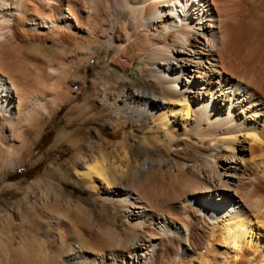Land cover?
<instances>
[{
	"label": "bare ground",
	"instance_id": "obj_1",
	"mask_svg": "<svg viewBox=\"0 0 264 264\" xmlns=\"http://www.w3.org/2000/svg\"><path fill=\"white\" fill-rule=\"evenodd\" d=\"M96 122L165 138L113 143ZM64 142L72 161L10 181ZM71 168L110 224L70 220L66 208L83 210L60 182ZM18 193L0 201V264H264V0H0V195ZM24 210L38 226L14 245L2 231Z\"/></svg>",
	"mask_w": 264,
	"mask_h": 264
},
{
	"label": "rangeland",
	"instance_id": "obj_2",
	"mask_svg": "<svg viewBox=\"0 0 264 264\" xmlns=\"http://www.w3.org/2000/svg\"><path fill=\"white\" fill-rule=\"evenodd\" d=\"M94 72H95V68L91 67L88 71V76L90 77ZM127 73H128L127 74L128 77L131 78V80H134V81L136 80L133 83V86L135 87V89L147 90L150 92L152 91L146 85V81L144 80V78L138 76L137 70H130V71H127ZM86 89H87V85H84V88L82 90V94L79 97V100H77L75 102H82L83 101V98L87 94ZM72 103H66L65 105H63L61 107V109L59 110V112L57 113V115L55 116V118L52 119L51 122L47 123L46 126L43 128L42 135H41L42 138H40V140L37 144V148L40 149V152L45 153L47 151V149L52 147L53 143L56 140V137L63 130L62 127H63L64 121H65L64 117H65L66 112L68 111V108L72 105ZM76 114H77V112L74 113V116ZM140 121L143 123L146 122V120L143 118ZM80 126L81 125L79 123L76 124V122H75V126L73 125V128L69 129L68 131L73 132L72 129H74V132H76L78 130L77 128ZM87 126H91V127L96 126V127L100 128L102 130V132L105 135H107V137L113 143H115L117 140H120L126 134H133L134 136H136L140 140H144L145 138L150 140V138H154V137L160 138L161 140L165 138V136H163V134L160 132H158V134H156L157 131L153 127H151L150 125H147V124H144L142 126L143 128H141L142 129L141 132H138V131L136 132V130H134V128L132 126V122H129L128 126L126 128L119 129L115 134L110 133L106 127H102L99 122H96L93 124H88ZM150 127H151V129H150ZM79 134H74V136H75L74 140H77V141H75L76 144L79 142L83 143L82 140H79V138L82 136ZM76 138H78V139H76ZM148 142H150V141H148ZM150 146H149L150 148L148 147L149 149H145L140 144H137V145L134 144L132 147H133V150L136 153L138 158H141L145 153H149V154H151L149 156L155 158L157 151H158V148H156V146H154V145H153V147H152V145H150ZM73 147H75V146H73ZM77 152L78 151H77L76 147L74 149L71 147V149H70L68 142H64L59 147L54 148V150L51 151L45 157V159H43L40 163L32 164L31 161H29V159H26L25 163L23 165H21L20 167H18L15 170V172H11L12 175L10 177V181H12V182L22 181L23 184L29 183L30 181L45 175L46 168H47V165L49 164L50 160L54 161L55 159H58L62 163H67V162L72 161V157L74 155H76ZM120 158L121 157L119 155H117V156L114 155L111 157V160H120ZM74 171L75 170L73 168H71L70 169L71 174L65 175L66 181L60 180V182L63 184L64 189L67 192L71 193L73 195V197L76 198L79 201V204L83 207V210L82 209L80 210L82 212H78V213H77V210H75V212H74V210L72 208L71 209L66 208V210H68L70 220L72 222H75L77 220L78 214L81 213L83 215L84 213H86V212H84V210H87V211H89L88 213L89 214L91 213L94 218L103 220L104 222L110 224V220H108L107 216L104 213V210H102V202L98 199L100 194L92 192L89 188H87L83 184V182L80 179H78V177L74 174ZM75 180L76 181L79 180V181L76 182ZM123 181H124V183L125 182L127 183V179L124 178ZM19 200H20L19 193L17 195L15 194V196L12 195V196H5L4 197V196L0 195V201L1 202L3 201V203H5V204H6V201H8V202L13 201L16 204V203H18ZM57 202L56 203H54V201L50 202V204H51V205L49 204L50 207H53L54 205H57V206L59 205L61 207L68 206L66 200H64V199H60ZM107 210L110 211L111 208H108ZM108 211H106V212H108ZM34 213H35L34 215L36 216L37 212H34ZM33 217L34 216H33L32 212L24 210L22 212V214L16 215L15 226H8L7 229L5 228V230L2 231L3 234L5 233V231L11 232L10 234H8V233L7 234L9 235L8 237L11 239L12 244L15 245L16 243H18L21 240L20 238H21L22 234H26L30 231V227H29L30 225L34 226V227L38 226L36 224V221H34V219H32ZM40 236H42V235H40ZM39 246L42 247V249H44V247H45V246H43V244H40Z\"/></svg>",
	"mask_w": 264,
	"mask_h": 264
}]
</instances>
